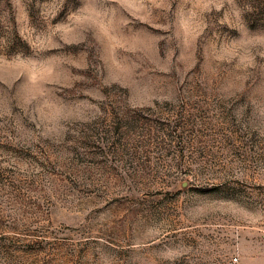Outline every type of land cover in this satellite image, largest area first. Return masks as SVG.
Returning a JSON list of instances; mask_svg holds the SVG:
<instances>
[{
  "label": "rangeland",
  "instance_id": "rangeland-1",
  "mask_svg": "<svg viewBox=\"0 0 264 264\" xmlns=\"http://www.w3.org/2000/svg\"><path fill=\"white\" fill-rule=\"evenodd\" d=\"M264 264V0H0V264Z\"/></svg>",
  "mask_w": 264,
  "mask_h": 264
},
{
  "label": "built area",
  "instance_id": "built-area-1",
  "mask_svg": "<svg viewBox=\"0 0 264 264\" xmlns=\"http://www.w3.org/2000/svg\"><path fill=\"white\" fill-rule=\"evenodd\" d=\"M237 261V258L234 257L233 260L231 261V264H234Z\"/></svg>",
  "mask_w": 264,
  "mask_h": 264
}]
</instances>
